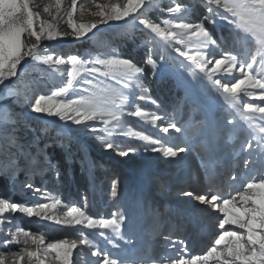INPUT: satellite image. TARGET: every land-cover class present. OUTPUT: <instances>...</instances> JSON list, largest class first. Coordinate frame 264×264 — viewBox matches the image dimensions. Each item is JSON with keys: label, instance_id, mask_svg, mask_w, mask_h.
<instances>
[{"label": "snow or ice", "instance_id": "snow-or-ice-1", "mask_svg": "<svg viewBox=\"0 0 264 264\" xmlns=\"http://www.w3.org/2000/svg\"><path fill=\"white\" fill-rule=\"evenodd\" d=\"M199 2L205 14L199 21L189 22L191 6L178 0L166 8H160L157 0L106 3L91 0L96 11L81 8L80 15L87 11L97 19L81 21L75 18L78 0H71L67 9L62 7L63 0L46 3L44 0H0V89L3 90L0 95L5 99L14 97L16 107L23 105L43 118L37 137L28 135L34 129L23 110L16 112L8 108L0 115V175L14 181L23 171L26 179L21 182V189L32 191L33 196L41 193L32 182L36 175L52 172L58 178L60 174L59 163H53L49 147H58L66 161L79 158L85 167L89 165L90 152L85 147L89 140L95 141L101 150L115 151L121 157L137 151L120 148L117 140L122 138L142 141L145 151L169 159L191 151L169 146L163 138L153 139L128 126L134 119L164 134L183 131L171 118L165 123L164 116L140 106L139 102L145 101L157 105L144 84V67L112 47L102 53L89 51L83 56L65 57L44 43L80 40L90 33L95 35L93 30L99 31L100 25L109 22H123L131 29L148 34L143 41L147 49L143 62L151 68L149 79H155L158 68L168 62L184 69L197 84L214 91L227 103L233 119L226 117L225 123L236 124L238 116L251 137L242 145L241 155L230 156L227 172L219 164L213 170L204 169L205 194L182 192L192 202L189 214L197 221L204 216L215 217L213 226L219 229L211 240V247L202 255H188L186 249L185 254H180L176 246L183 241H172L166 236L164 239L176 252L175 256L147 260L114 257L89 239V235L99 232L104 237V230H110L112 238L105 239L119 250L121 246L116 238L123 239L121 230L126 220L123 213H112L108 218L91 215L86 197L83 206L52 198L46 203L28 206L0 197V247L21 246L24 253L14 264H23L25 256L28 264H45L48 256L42 258L41 249L58 264H75L74 250L81 257L87 254L94 258L90 264H264V0ZM34 8H42V13L50 19H44ZM154 8L167 13L168 18H161L159 22L148 19L147 13ZM221 22L228 25L230 35L217 40L206 23L215 27ZM65 23L70 31L60 30ZM29 39L34 42L28 43ZM241 40L253 45L254 51L234 54L223 49L226 44L235 47ZM29 68L50 72L61 86H54L49 94H37L34 90L32 95H27L21 86L29 76ZM245 97L258 102H247ZM0 108L7 106L0 105ZM91 163L94 165L95 161ZM111 194L117 196L115 180ZM17 214L71 228L78 233V238L46 243L42 236L38 238L31 230L16 226ZM30 244L36 248L30 249ZM6 259L7 255H0V264H6Z\"/></svg>", "mask_w": 264, "mask_h": 264}, {"label": "rangeland", "instance_id": "rangeland-1", "mask_svg": "<svg viewBox=\"0 0 264 264\" xmlns=\"http://www.w3.org/2000/svg\"><path fill=\"white\" fill-rule=\"evenodd\" d=\"M97 2L106 3L103 0H97ZM174 2L176 0H157L160 8H166ZM178 2L191 6L189 22L199 21L205 14V9L200 6L199 0H178ZM69 5H71V0H63L64 9L69 8ZM81 8L92 11L94 5L91 0H78L75 18H78L77 15L80 14ZM85 14L89 20H92V15L87 11ZM147 17L153 22H159L161 18H168V15L154 8L147 13ZM46 19H50L47 14ZM101 27L106 29L105 34L96 36L94 39L87 37L80 40L65 39L63 43H53L52 46L56 48L57 53L65 57L69 54L83 56L89 51L102 53L112 47L116 48L123 57L130 58L138 66L144 67V84L150 90L148 95L157 101V105L145 101L139 102L140 106L164 116L165 123L171 118L183 131L164 134L158 128L144 125L134 119L129 122L128 126L151 135L153 139L163 138L169 146L186 147L191 151H186L178 158L169 159L163 157L162 154L150 150L145 151V143L142 141L122 138L117 140L120 148H134L137 151L128 157H121L115 151L101 150L95 141L89 140L85 143L86 149L90 152L89 165L85 167L79 158L66 161L63 159L61 150L53 146L48 148V153L53 158V163H59L58 178L52 172L36 175L32 182L34 188L41 189V193L33 196L32 191L21 189V182L26 179L23 171L19 172L14 181L0 175V181L4 183L5 188L4 191L0 188V197L28 206L36 202L46 203L48 198L60 199L69 205L75 203L83 206L86 197L87 210L91 215L108 218L112 213H123L126 216L121 230L123 239L116 238V242L121 246L119 250L112 248V245L108 244L105 239V237L112 238L110 230H104V237H101L99 232L89 235V239L99 247L110 251L114 257L147 260L161 256H175L176 252L164 239L166 236L172 241H183L182 245L177 244L176 246L180 254H185L186 249L188 255H202L207 248L211 247V240L214 235H218L219 229L213 226L215 217L204 216L199 221L192 217L188 212L192 202L188 197L183 196L182 192L191 191L194 195L205 194V187L202 183L204 169L213 170L214 166L219 164L227 172L230 156L241 155L242 145L251 139L248 130L238 116L235 117L237 123L228 126L225 118L233 119V116L230 115L231 109L223 98L214 91L209 92L204 85L197 84L187 71L177 69L171 62L158 68L155 79H149L151 68L143 62L147 51L143 45L148 35L145 31L131 29L123 22H110ZM206 27L217 40L221 36L229 37L230 35L228 25L223 22L215 27L206 23ZM231 43L232 41L229 40V44ZM229 44L224 45L223 49L233 51L234 54L254 51L253 45H246L242 40L236 42L235 47H229ZM31 74H34V77L29 75L30 78L38 81L30 80L24 87L21 86L27 95H32L34 90L37 94H49L54 86H61V82L52 74V87L47 90L51 82L45 80L41 74L33 72ZM244 99L247 102H258L248 97ZM10 101V99H3L7 108H1V113L7 111L8 108L15 111L16 108ZM25 115L34 129L33 133L28 135L39 137V127L43 118L29 112ZM226 137L231 138L226 139ZM92 161H95L94 165ZM73 164L82 169L81 175L87 181V188L78 194L75 191L62 194L63 189L57 185L65 170L71 171ZM114 180L117 182L116 197L111 194V184ZM4 192L8 195H3ZM44 195L46 198L42 199L41 196ZM15 225L24 230H31L38 238L42 236L46 243L64 238L69 240L78 238V233L71 228L53 226L50 222L27 218L20 214L15 217ZM43 228H47L49 237L44 236L41 231L36 232ZM28 247L34 250L36 245L30 244ZM13 253L14 256L8 264H14L18 257L24 255L21 246L15 248ZM41 253L45 257L46 253L43 249ZM73 260L75 264H90L94 258H90L87 254L81 257L77 250H74ZM23 264H28L26 256ZM45 264L48 263L45 262Z\"/></svg>", "mask_w": 264, "mask_h": 264}, {"label": "bare ground", "instance_id": "bare-ground-1", "mask_svg": "<svg viewBox=\"0 0 264 264\" xmlns=\"http://www.w3.org/2000/svg\"><path fill=\"white\" fill-rule=\"evenodd\" d=\"M108 2V0H103V2ZM70 6V5H69ZM34 11H40L41 13H42V8H34L33 9ZM92 11H96V9H95V7H94V9L92 10ZM42 17L44 18V19H46V14H44V13H42ZM77 17L78 18H76L77 20H81V21H92V20H94V19H97V17H94V16H90L91 17V19L92 20H89V18L86 16V14H84V15H80V14H78L77 15ZM110 23V22H109ZM119 25V24H118ZM102 25H100L99 26V31H97V30H93V32L95 33V35H93L92 33H90L88 36H87V38H89V39H94V37H96V36H99V35H103V34H105V32H106V29H104V27H101ZM60 30L61 31H70V29H68L67 28V25H66V23L65 24H61V26H60ZM65 40V39H64ZM64 40H60V41H54V42H44V43H46V44H49L50 45V47H51V49L53 50V51H55V47H53L52 46V44L54 43V44H58V43H63V41ZM32 42H34L33 40H31V39H29L28 40V43H32ZM57 51V50H56ZM55 51V52H56ZM29 71H31V72H33V73H36V74H41L42 75V77H44V79L45 80H48V81H50L51 83L49 84V88H47V90L48 89H50V87H52V81H53V77H52V74L50 73V72H44V71H42V69H40V68H37V69H35V70H33V69H31V68H29ZM31 72H29V75H31L32 77H34V74H31ZM22 75H23V73H22ZM41 77V78H42ZM35 81V82H37L38 80H34V79H32V78H30V76H28V77H26L25 78V83L22 85L23 87H24V85L26 84V82H28V81ZM38 83H40V81L38 82ZM22 88V87H21ZM0 91H3L2 89H0ZM48 93V92H47ZM3 99H4V96L3 95H0V105H4V102H3ZM15 98L13 97L12 99H10L11 101V104L14 106V108H16L15 109V111L16 112H19V111H21V110H23V112L25 111V113L26 112H29V113H31L30 112V110L28 109L27 111L26 110H24V109H26V108H24V106L23 105H20L18 108L13 104V100H14ZM1 109V108H0ZM25 113H24V115H25ZM32 115H39V114H34V113H31ZM0 115H3V113H1L0 112ZM26 116V115H25ZM23 134V133H22ZM23 241V239H21V242ZM17 247H20V246H13L11 249H9V248H5V247H0V255H7V259H6V264H8V262L13 258V256H14V249L15 248H17ZM45 256H48V258L46 259V261L45 262H47L48 264H58V262H56V261H53V260H51L50 259V255L49 254H45ZM42 258H44L43 256H42Z\"/></svg>", "mask_w": 264, "mask_h": 264}, {"label": "trees", "instance_id": "trees-1", "mask_svg": "<svg viewBox=\"0 0 264 264\" xmlns=\"http://www.w3.org/2000/svg\"><path fill=\"white\" fill-rule=\"evenodd\" d=\"M81 170L82 169L79 166H75L74 164L72 165L71 171L67 172V170H65V172L60 177L59 184L57 185L63 189L62 194H70L72 191H75V193L78 194V192L86 190L87 181L84 176L81 175ZM0 188L3 191L5 190L4 183L2 181H0ZM3 195L6 196L8 193L4 192ZM39 231H41V233L46 237L50 236L49 232H47V228H43V230H37L36 232Z\"/></svg>", "mask_w": 264, "mask_h": 264}]
</instances>
